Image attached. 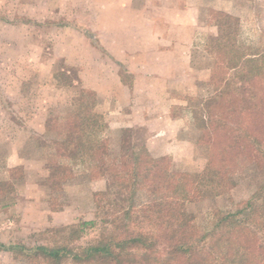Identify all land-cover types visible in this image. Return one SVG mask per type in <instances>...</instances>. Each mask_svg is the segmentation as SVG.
<instances>
[{"label": "rangeland", "instance_id": "374dc122", "mask_svg": "<svg viewBox=\"0 0 264 264\" xmlns=\"http://www.w3.org/2000/svg\"><path fill=\"white\" fill-rule=\"evenodd\" d=\"M143 3L0 0V264H80L71 258L56 262L38 246L97 241L101 222L87 226L77 239L58 240L52 231L98 221L99 208L107 205L110 169L136 163L135 153L141 160L164 162L166 176L161 170L147 172L157 187L174 189V180L203 175L215 146L225 140L216 137L211 125L197 122L195 117L203 114L234 127L226 142L232 151L217 155L219 172H214L219 180L230 179L217 192L198 180L192 185L189 199L181 201L190 222L204 234L217 211L234 210L253 194L264 196V134L258 133L260 142L254 143L248 132L251 136L245 139L251 146L243 141L238 146L236 139L246 131L235 123H247L244 115L228 119L219 100L204 111L194 100L216 93L210 85L213 68L225 53L217 44L234 31L226 26L237 27V21L226 25L230 16L213 12L206 24L218 23L222 29L217 35L192 32L190 49L163 54L153 42L154 24L137 12ZM251 31L249 37L257 42L251 45L264 47V29ZM161 32L182 37L167 26ZM176 61L180 68L173 66ZM78 104L101 115L98 134L108 156L70 164L65 171L55 169L67 164L63 143L71 136L62 131L67 114L76 112ZM10 242L25 249L6 251Z\"/></svg>", "mask_w": 264, "mask_h": 264}, {"label": "trees", "instance_id": "16d2710c", "mask_svg": "<svg viewBox=\"0 0 264 264\" xmlns=\"http://www.w3.org/2000/svg\"><path fill=\"white\" fill-rule=\"evenodd\" d=\"M232 19L236 20L230 16L226 25ZM226 28L234 31L225 33L217 44L225 53L218 57L217 65L213 68L210 85L216 93L194 100L202 106L203 111L209 105L216 107L219 100L228 119V116L244 115L247 123H235V128L243 129L246 134L235 142L243 141L245 146H251L245 137L253 134L254 143H258V133L264 134V47L253 46L257 42L240 40L238 26ZM214 117L209 114L195 117L197 122L217 129L216 137L219 140L220 137L225 138L215 146L203 175L197 174L189 179L183 176L180 180H174V189L157 187L147 172L161 170L166 176L161 168L164 162L148 157L141 160L142 155L135 153L136 163L123 162L119 171L110 169L105 192L107 205L99 208L98 221H82L52 231L54 237L59 236L58 240L77 239L87 226L95 227L101 222L100 238L87 245L59 241L50 247L42 244L38 246V251L49 254L56 262L71 258L80 264L87 260L92 264H264V196L253 194L234 210L217 211L209 229L202 232L204 234H200L190 222L185 203L181 202L189 199L192 185L197 180L199 184L207 188L211 186V191L217 192L216 188L230 179L225 177L219 180L214 172L218 169L217 155L232 151V144L226 142L229 135L233 138L234 127L229 123L221 124ZM65 124L67 126L62 134L71 136L63 143L62 156L67 164H57L55 169L65 171L70 164L107 158V144L98 134L103 130L100 114L78 104L76 112L67 114ZM163 182L159 181L158 185ZM207 188L205 192H208ZM261 189L264 190V184ZM157 191L161 194H156ZM17 248L25 249L23 244L15 242L5 247L6 251L11 252Z\"/></svg>", "mask_w": 264, "mask_h": 264}, {"label": "crops", "instance_id": "0c3cea01", "mask_svg": "<svg viewBox=\"0 0 264 264\" xmlns=\"http://www.w3.org/2000/svg\"><path fill=\"white\" fill-rule=\"evenodd\" d=\"M141 5V10L137 12H141V19H147L154 24L153 42L156 40L157 47H160L156 52L163 54L176 55L182 51V47L192 46L195 43L192 32L197 34L201 30H207L217 35L220 30L219 24H208L209 22L206 24L211 16H214L213 12H221L236 18L238 37L243 42L246 40L245 42L255 43L254 37H249L251 30L264 29V0H144ZM146 14L160 16L147 18ZM166 26L178 31L182 37L162 33L164 30L166 32ZM252 35L255 36L254 32ZM163 44L165 45L162 46ZM183 52L186 53L188 50ZM173 66L180 68L181 62L176 61ZM185 66L190 69L189 63H185Z\"/></svg>", "mask_w": 264, "mask_h": 264}]
</instances>
